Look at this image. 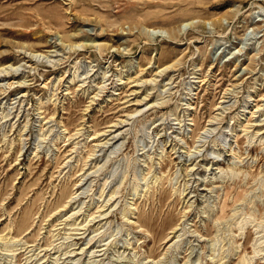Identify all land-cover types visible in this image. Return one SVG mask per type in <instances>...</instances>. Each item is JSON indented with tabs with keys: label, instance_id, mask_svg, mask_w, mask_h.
Returning a JSON list of instances; mask_svg holds the SVG:
<instances>
[{
	"label": "rangeland",
	"instance_id": "obj_1",
	"mask_svg": "<svg viewBox=\"0 0 264 264\" xmlns=\"http://www.w3.org/2000/svg\"><path fill=\"white\" fill-rule=\"evenodd\" d=\"M0 264H264V0H0Z\"/></svg>",
	"mask_w": 264,
	"mask_h": 264
},
{
	"label": "bare ground",
	"instance_id": "obj_2",
	"mask_svg": "<svg viewBox=\"0 0 264 264\" xmlns=\"http://www.w3.org/2000/svg\"><path fill=\"white\" fill-rule=\"evenodd\" d=\"M115 139H116V137H115ZM82 250H83V249H82ZM82 250H81V251H82Z\"/></svg>",
	"mask_w": 264,
	"mask_h": 264
}]
</instances>
